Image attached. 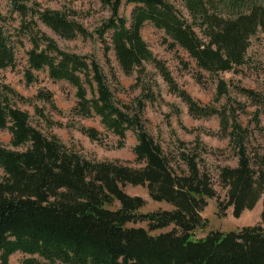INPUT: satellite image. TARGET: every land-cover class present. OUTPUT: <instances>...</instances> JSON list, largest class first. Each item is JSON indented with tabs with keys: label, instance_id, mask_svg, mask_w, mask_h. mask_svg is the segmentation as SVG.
Segmentation results:
<instances>
[{
	"label": "trees",
	"instance_id": "1",
	"mask_svg": "<svg viewBox=\"0 0 264 264\" xmlns=\"http://www.w3.org/2000/svg\"><path fill=\"white\" fill-rule=\"evenodd\" d=\"M9 1L10 16L0 14V69H14L17 49L25 50L26 81L32 83L37 80L35 72L47 71L51 79L70 83L77 99L70 111L73 126L75 118L98 117L106 133L119 138V148L125 146L128 132H134V153L142 167L90 159L57 134L44 133L20 103L34 105L51 128L58 123L36 101L58 110L53 93L40 90L27 98L0 81V130L11 134L9 145L0 141L4 172L0 177V264H10L17 251L27 255L22 264H264L262 223L230 231L214 229L194 237L197 229L208 225L202 212L213 198L218 199L221 214L232 207L235 217L263 199L264 222V154L252 142L254 130L264 136V91L236 87L256 107L254 127L243 126L239 114L246 112V103L231 95L229 82L220 76L246 64L252 37L264 30L263 5L231 0V11L225 13L218 7L220 0H183L189 15L185 17L170 0H102L111 15L90 32L71 10ZM124 2L135 5L130 18L121 13ZM14 15L20 19L18 27L12 25ZM39 22L66 39L96 35L113 79L111 51L125 74L137 73L135 86L141 93L133 104L117 98L94 54L64 49ZM147 22L165 32L171 48H183L199 68L216 77L212 102L195 100L154 55L142 34ZM24 38L30 41V49H25ZM146 64L157 69L193 117L220 118V129L214 134L229 138L238 158L236 166L220 168L218 180L227 190L225 200L219 199L210 173L202 168L209 149L200 137L191 145L177 138L176 152L167 153L148 131L144 111L147 102L159 99L160 90ZM223 98L227 103L219 106ZM77 128L93 141L103 142L106 137L95 127L78 123ZM128 185L146 187L152 200L165 201L172 208L140 212L147 200L128 193ZM138 222H146L148 228L130 225ZM170 226V230L151 233Z\"/></svg>",
	"mask_w": 264,
	"mask_h": 264
},
{
	"label": "rangeland",
	"instance_id": "2",
	"mask_svg": "<svg viewBox=\"0 0 264 264\" xmlns=\"http://www.w3.org/2000/svg\"><path fill=\"white\" fill-rule=\"evenodd\" d=\"M179 12L185 17H189L183 0H170ZM245 5L257 3L264 7V0H243ZM29 4L39 3L42 8L66 9L74 12V18L82 23L90 32L96 31L104 20L111 15V10L102 0H28ZM231 0L218 1V7L225 13L231 11ZM134 4L123 3L121 13L127 18L131 17ZM10 1L0 0V14L10 16ZM16 20H11L15 27L19 25L20 19L14 15ZM40 23V28L54 37L59 45L64 49L74 51L80 54H94L104 70L107 72L110 81L115 88L117 98L126 104L132 105L134 100L140 95L141 89L135 86L137 73L127 75L123 72L117 61L114 51L110 52V58L116 80L113 79L110 69L105 61L104 50L101 41L95 36L84 38L78 36L74 39H66L56 34L51 28ZM198 31V29H196ZM142 34L149 48L157 58L163 60L170 69L172 75L178 84L186 89L191 96L202 104H208L213 101L216 93V77L211 76L209 72L197 66L195 59L190 57L188 52L177 46L171 48V40L166 36L162 29L157 28L151 22H147ZM26 48H31L28 38H24ZM18 65L14 68L0 69V81L10 84L19 93L27 98H34L40 90L51 91L54 95L56 107L53 109L49 103L37 100L36 104L41 107L45 113L58 124L49 128L44 120L36 113L32 104L20 103L22 109L27 110L31 115L32 123L40 128L44 133L57 134L68 146L80 150L90 159L96 160H119L124 164L135 168L142 167V164L136 161L134 146L137 143L134 132L129 131L126 137L124 147L117 146L119 138L113 134L106 133V129L100 121V118H75L76 125L73 126V117L70 111L76 105V88L65 80L55 81L51 79L47 71H37V80L28 83L24 76L27 56L25 50L17 49ZM148 71L154 76L159 84V99L152 103L147 102L144 111V119L148 131L163 146L167 153L176 152L177 138L193 144L197 137L208 146L209 151L204 154L202 168L210 173L215 188L218 191L219 199L227 198V190L220 185L218 180L220 168L222 166H236L238 158L229 145V138H223L215 132L220 129V118L213 116L210 118H195L188 110L187 104L170 88L157 69L152 64H146ZM220 76L226 79L230 84L231 95L238 101L246 103V112L239 114V120L243 126L254 127L253 106L245 96L238 93L237 86L264 91V30H259L252 37L251 44L247 52V62L239 66L235 71L221 72ZM227 99L223 98L219 106L226 104ZM61 111V112H59ZM78 123L86 126L95 127L106 137L103 142L93 141L87 135L78 130ZM264 125V118L262 120ZM0 141L6 145L10 144L11 134L7 130H0ZM252 142L261 154H264V136L257 130L253 131ZM4 174L0 168V177ZM128 193L141 195L147 203L140 209V212H148L158 208L171 209L172 206L165 201H154L150 198L147 188L143 186L128 185L125 188ZM232 207L228 208L225 214H221L218 208V199L208 200V205L202 212V215L208 219V225L195 231L194 237L201 238L208 234L210 230L220 229L230 231L238 229L245 225H255L264 222L262 220L263 199L252 210H246L241 217H235L232 213ZM134 226H143L148 228L146 222L130 224ZM173 226L163 230L153 231L159 233L172 229ZM27 255L21 251L15 252L10 257V264H22Z\"/></svg>",
	"mask_w": 264,
	"mask_h": 264
}]
</instances>
